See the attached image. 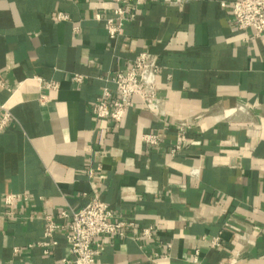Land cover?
<instances>
[{
	"label": "crops",
	"instance_id": "1",
	"mask_svg": "<svg viewBox=\"0 0 264 264\" xmlns=\"http://www.w3.org/2000/svg\"><path fill=\"white\" fill-rule=\"evenodd\" d=\"M234 1L132 0L112 39L109 0H0V102L19 121L0 129V264H76L64 228L44 252L46 216L66 224L96 197L132 223L98 264H264V35L237 28ZM142 52L160 59L165 121L139 97L120 123L98 119Z\"/></svg>",
	"mask_w": 264,
	"mask_h": 264
},
{
	"label": "built area",
	"instance_id": "2",
	"mask_svg": "<svg viewBox=\"0 0 264 264\" xmlns=\"http://www.w3.org/2000/svg\"><path fill=\"white\" fill-rule=\"evenodd\" d=\"M112 4V12L105 20V29L110 38L118 37L126 22L134 17L131 10L132 0H109ZM227 6L226 2L222 3ZM231 15L238 29L254 31L255 36L264 35V0H236L230 4ZM97 20H103L100 13L95 14ZM57 19L60 21L69 20L70 15L59 13ZM75 27V31H79ZM161 70L158 55L150 52H142L134 60L132 66L126 70L119 71L114 81L117 89L116 94L108 88L104 89L94 106V114L98 119H111L120 123L129 108L132 106L133 97H139L143 107L150 110L161 121H165L167 115L164 101L159 96L158 74ZM43 87L48 91H55L60 88V83L55 80H47L39 77ZM75 81L81 82L82 75H75ZM7 82L0 76V90ZM49 96L43 94L40 102L45 104ZM0 129L4 128L10 121L19 123L13 113V106L0 102ZM143 140L151 145L160 143V135L145 133ZM180 146L172 150L175 153ZM93 175V172H90ZM20 195H9L7 203L12 204L13 200ZM62 217L68 219L66 224L57 222L54 215H47V226L44 238L40 245L45 253H49L51 247L57 244L55 234L62 228L66 231V238L71 254L76 264H98V257L102 252L103 239H109L114 235H124V229L132 223L125 221H114L113 213L109 205L100 198L92 199L86 206L80 209L62 211ZM152 227L143 229V234L151 236ZM219 237L212 239V245L219 244Z\"/></svg>",
	"mask_w": 264,
	"mask_h": 264
}]
</instances>
